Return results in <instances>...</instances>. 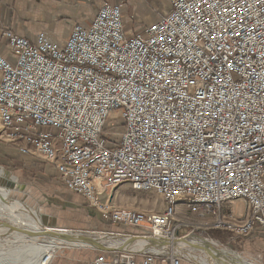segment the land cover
I'll return each instance as SVG.
<instances>
[{
	"label": "built area",
	"instance_id": "built-area-1",
	"mask_svg": "<svg viewBox=\"0 0 264 264\" xmlns=\"http://www.w3.org/2000/svg\"><path fill=\"white\" fill-rule=\"evenodd\" d=\"M167 1L134 33L110 1L62 39L3 32L0 140L156 244L91 264H198L159 242L188 228L264 236V0ZM122 183L162 208L103 198Z\"/></svg>",
	"mask_w": 264,
	"mask_h": 264
},
{
	"label": "rangeland",
	"instance_id": "rangeland-1",
	"mask_svg": "<svg viewBox=\"0 0 264 264\" xmlns=\"http://www.w3.org/2000/svg\"><path fill=\"white\" fill-rule=\"evenodd\" d=\"M75 22L82 21L77 20ZM41 26L37 30L42 29L46 31ZM118 116V111L111 114V117ZM108 196H110V201L116 205H127L147 210H159L163 206L156 199L158 196L154 191H136L129 183L118 185L112 191L106 193L103 198ZM127 200H129V204H126ZM228 208L238 218L242 214L243 203L235 201L231 205H228ZM34 211L37 212V215L39 214L42 225L48 227L82 231L79 233L98 237L103 236L104 240H110V238L112 240H121L129 236L131 238L141 237L139 236V230L112 223L106 215L99 213L96 209L89 206L79 195L67 190L55 172L45 163L38 160L32 161L28 157H23L17 153L13 146L0 140V222H6L13 227H17L19 230L30 232L29 230L32 229L31 226L37 223L36 218L31 217ZM191 220L200 221L194 217L193 219L191 217ZM189 230L191 228H188V231H184L182 236L178 234L177 238L172 240L171 243L173 244L174 241L181 239L184 235L196 234L227 247L228 250H235L241 253L251 264H264V236L235 237L228 232L218 230H203L200 228L194 230L192 233ZM21 232L19 234L10 232L13 235L9 233L14 237V241L12 238L8 240L7 237L9 234L0 236V244L6 243L8 240L5 248L11 247V250L5 254L3 264H26L23 256L32 251L27 247L26 249L21 246H14L13 248L11 244L23 242L32 243V247L37 245L38 242H35L37 238H33L32 240L28 236L30 233L24 234ZM144 239L146 240L147 238ZM172 244L171 248L175 249L177 245ZM58 246L51 255L52 258L48 264H51L65 250V247ZM85 249L88 251H97L91 248ZM195 254L197 256L201 255L199 251L195 252ZM242 255L240 256L243 259ZM31 256H35V253H32Z\"/></svg>",
	"mask_w": 264,
	"mask_h": 264
},
{
	"label": "crops",
	"instance_id": "crops-1",
	"mask_svg": "<svg viewBox=\"0 0 264 264\" xmlns=\"http://www.w3.org/2000/svg\"><path fill=\"white\" fill-rule=\"evenodd\" d=\"M104 1L121 4L127 33L141 30L170 9L167 0H0V53L10 55L4 30L33 36L42 25L53 37L62 38L75 21L89 23ZM96 254L85 248L65 247L51 264H91Z\"/></svg>",
	"mask_w": 264,
	"mask_h": 264
},
{
	"label": "bare ground",
	"instance_id": "bare-ground-1",
	"mask_svg": "<svg viewBox=\"0 0 264 264\" xmlns=\"http://www.w3.org/2000/svg\"><path fill=\"white\" fill-rule=\"evenodd\" d=\"M31 217L36 218L37 223H36V225H32L31 226L32 229L29 230L30 232L19 230V229H17V227H13V226L7 224L6 222H0V229H2L3 231H10L11 233L15 232L16 234H19V232L22 231L21 233H24V234L25 233H27V234L30 233L28 236L32 240H33V238L34 239L37 238L38 240L36 239L35 242H38V243H37V245H34V247H32L33 246L32 243H23V242L22 243L20 242L19 244L17 243L18 245L17 244H11V246H13V248H14V246H21V247H24V248L27 247L30 250H32V251L28 252L26 255L23 256V259L26 262V264H48L49 262H47V260H45V258L46 257H50L59 246L55 242L53 243L51 241L45 240L43 237L39 236V233L35 230L37 228L40 229L42 227V223H41L39 214L37 215V212L34 211V213L31 215ZM28 229H29V227H28ZM61 233L65 234L66 232L63 231ZM10 234L7 237L8 240H11V238H12L13 241H14V237L11 236L13 234H11V235ZM96 237H98V236H96ZM94 238L91 235H84V234H80V233H77V235H76V239H79V240H82V241H89L90 242V241H93ZM98 238L102 239L103 236H99ZM8 240L6 241V243L8 242ZM102 241H104V240L102 239ZM165 241L167 243H171L172 242L171 240H165ZM105 242H108V244H117V243L120 242V240L119 239H113L112 240L110 238V240H105ZM6 243L0 244V263H2V264L4 263L3 259L5 257V254L8 253L11 250V247L5 248L6 247L5 246ZM46 243H49V244H46ZM162 244H165V243L162 242ZM124 245L128 246V247H132L133 249H141V248L147 247L148 245H151V244H150V241L145 240L143 237H137V238L134 237V238L127 239L125 241ZM176 245H177L175 247L176 250L182 251L183 253H185V255L188 258L194 260L195 262H197L199 264H220L217 259H215L213 257L214 259L211 260L210 259L211 256L204 255V254H202L201 251H200L201 255L197 256L195 254V252H198L196 246H194L192 241H190L188 239L180 240L179 242L176 243ZM155 247L156 246H152L150 249L155 248ZM32 253L33 254L35 253V256H31ZM224 255L226 257H230L235 262H238V263H241V264H251L249 262H246V260L244 261L241 256L233 255V251H231V250L227 249V251H226V253Z\"/></svg>",
	"mask_w": 264,
	"mask_h": 264
},
{
	"label": "water",
	"instance_id": "water-1",
	"mask_svg": "<svg viewBox=\"0 0 264 264\" xmlns=\"http://www.w3.org/2000/svg\"><path fill=\"white\" fill-rule=\"evenodd\" d=\"M39 235L43 238H45L47 241L55 242L58 245H61L63 247H77V248H91L94 250H103V251H112V250H118V251H125V252H131V253H143L147 250H149L152 246H156L155 243H152V240L150 241L151 245H148L147 247L141 248V249H133L132 247L125 246V241L127 239H130L131 237H124L122 240H120L119 243L117 244H108V242L102 241V239L93 236L94 240L93 241H82L79 239H76V235L79 232L82 231H71V230H66L65 228H59V227H48L45 225H42V227L39 229H35ZM66 232L65 234H62L61 232ZM10 231H3L0 229V236H4L6 234H9ZM184 234V231H179V235L182 236ZM134 238V237H132ZM183 239H188L192 241L194 246H196L197 250L202 252L204 255L211 256L212 259H217L220 264H241L238 262L233 261L230 257H226L224 254L227 251V247L221 246L217 244L214 241L207 240L204 237H201L196 234H190V235H184L181 239H178L174 241V243H167L165 240L159 241L160 243H165V245H175L177 242ZM233 255L235 256H240L242 255L241 253L233 250ZM243 256V255H242ZM214 257V258H213ZM243 259L246 260L243 256ZM247 261V260H246ZM248 262V261H247Z\"/></svg>",
	"mask_w": 264,
	"mask_h": 264
},
{
	"label": "trees",
	"instance_id": "trees-1",
	"mask_svg": "<svg viewBox=\"0 0 264 264\" xmlns=\"http://www.w3.org/2000/svg\"><path fill=\"white\" fill-rule=\"evenodd\" d=\"M215 236V235H214Z\"/></svg>",
	"mask_w": 264,
	"mask_h": 264
}]
</instances>
